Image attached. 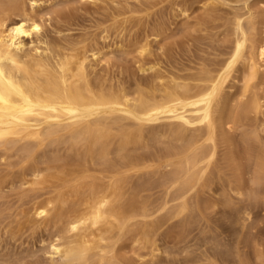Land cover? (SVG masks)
<instances>
[{
    "label": "bare ground",
    "instance_id": "6f19581e",
    "mask_svg": "<svg viewBox=\"0 0 264 264\" xmlns=\"http://www.w3.org/2000/svg\"><path fill=\"white\" fill-rule=\"evenodd\" d=\"M54 1L0 0V264H219V262L217 263V257L223 260L225 257L222 253H218V250H222L220 248H223L225 242L219 248L217 246L220 244L215 241L213 245L218 250L213 254L209 252L208 248L210 247L207 246L198 255L193 252L201 248L202 245L199 247L201 243L199 245L196 243V247L198 246L199 248L194 246L196 250H193L191 253L196 256H190L189 254V257L187 256L188 258L185 260H183V257H180L181 252H179L180 255L175 259L178 253L174 252V260L172 261L173 256H171V253L173 249H170L171 246H169L170 250H167L166 247L167 252L171 251L170 255L167 254V256V252L165 253L164 251L163 253H165L167 258H170V256L172 258L166 262H163V259L162 261L158 260L160 258L157 259V254H159L157 252H161L160 243L158 242L160 237L164 238L165 235H163L165 231L161 233V230L164 228L163 226L168 221L172 222L171 220L175 218L180 220L178 223L185 227L183 229L187 227L192 228L193 225L196 227L195 224H199L201 231H204L208 226L213 225L210 223L212 220L208 217V213L212 210H208L209 208H207L209 202L206 199V195H209L211 198H216L212 196L217 195L218 200L220 198V201L225 203V206H228L227 208L222 204L223 210L225 208L229 210V205L235 206L236 203H239L237 200V202L234 200L236 196L243 199L242 196L245 195L240 188L242 186L236 184L240 186L237 189L233 186L235 178L234 176L231 178L230 175H233L234 171L231 172L232 174L229 171L228 175L230 174V177L226 178V165L231 164L233 157L222 146L226 142L232 141L233 133H231V136L229 130L234 128L230 124L233 122V126L235 127L234 122L237 124L243 118L247 119L249 114L252 115V113L255 115L254 120L256 119V122L252 121L255 125L251 124V121L248 119L247 123L249 122V124L246 125H249V128L254 126L250 129L249 134L255 138L256 141L254 143L257 142L255 143L257 146L259 142L262 145L264 144L263 141L261 142L260 137L264 136L262 135L264 131V94L258 92V85L262 82L264 83V16H261L263 21L259 20L260 13L257 14L258 10H254L255 7L252 5L253 0H208L212 9H215L219 5H226L232 11H230L231 16L229 18L225 16L226 19L228 18L227 22L223 21L226 22V29L222 30L221 28L223 32L228 30L229 35L227 33L226 35L223 34L220 30L223 36H230H227L230 40L228 41L230 45L226 41L225 36L223 41L222 39H218L219 36L215 37L218 39V42L219 40L225 42L226 48H224L223 44L220 45L221 47L218 46V49L215 46V42L214 47L220 51L214 54V59H207L209 55L205 56L206 58L204 57V59L203 55V60H210V62L206 61V63L204 61L205 63H201L200 66L197 65L198 67L196 68H192L193 66L191 65L189 71L186 68L187 70L184 73L180 72L181 67H178L176 63L174 65V60H170V62L172 61L173 68L175 70L176 68L181 69L167 72V69L164 70V67H161L164 64L160 65L158 57H156L158 59L156 61L147 58L145 52L148 53L149 57H152V55H149V52L151 53L150 48L153 47L151 46L153 43L151 44L150 42L155 37L153 36L154 38L151 41L148 39L150 35H145L146 40L143 38L142 34H148L151 28H153V26L151 28L148 26L146 29L144 21L143 27L145 29L141 27L139 30L142 31V28L145 30L144 32H140L145 42L139 44L141 45L139 48H141V52H144V57L146 56L145 58L148 61L146 62L142 59V63L140 61L138 69L143 76L146 74L150 75V72L153 71L151 76H154V78L149 75L147 76L150 80L153 78V81L151 80L152 82L149 83V88L141 85V81L143 80L141 78V81L138 80L140 84L135 82L140 86L137 87L135 84L137 88L131 90L121 81L122 78L119 80L111 78V76H119L114 71L110 72L115 75L110 74L111 76L109 77V73L106 74L107 76H98L95 70L97 63L95 64L94 62L99 63L108 58L106 54L109 55V53L106 50L109 46L105 40L109 38V33L113 34L111 32L112 30L114 31L113 27L126 22L129 18L132 19V15L128 16L126 14L138 12L140 9L142 10V7H132L128 3L129 0L125 4H122L123 1L121 0H78L83 3V6L85 2L94 6L105 5L108 7L106 9L109 12L104 11L110 14L112 23L107 25V21H104L106 25H102L103 27L99 23L102 27L100 30L102 35L100 37L103 38L106 44L101 41L107 46V48H102L95 47L98 40L93 41L94 46L91 45L93 44L90 43L93 40L92 38L97 37L98 34L91 35L93 37L87 36L89 30L88 32L83 31L87 32L85 36L77 32L78 36L76 38H74L76 33L71 38L68 37L70 32H67L68 35L66 34L68 38L62 35H58V38H52V36L60 33L58 32L60 23L57 33L55 29L56 34L54 33L50 37L49 34L54 31L48 34L47 19L49 21L50 19H54L50 15L53 14V10H57L59 14L64 12L61 11L63 10L61 9L62 7L60 8L61 10H58L60 6H55L56 9L55 7H51L55 5ZM73 1L78 2L77 0ZM145 1L152 5L151 3L154 4L155 0ZM178 1L180 0L175 2L178 7L177 10L180 12L178 14L177 11L176 14L181 15L180 13H182V15H185L189 9L184 8L183 3H181L183 7L179 5ZM47 3H53V5H48ZM141 3L143 5V2H140L139 5ZM174 3L170 2L172 5ZM186 3L185 7L189 6ZM203 3H205V0H203ZM170 4L168 3L170 9L168 6L163 8H168L170 11ZM45 5H47V8H45ZM154 5H152V8ZM48 6L51 8H48ZM94 6H90V8ZM102 6H99L100 11L104 8ZM76 8L78 9L79 6ZM205 8L207 9L208 6ZM145 9H147V6ZM148 10L150 13L151 10ZM173 10L172 8L171 12ZM205 11L203 12L205 13ZM213 11L212 14L215 13ZM94 12L98 14L99 9L95 8ZM42 13L47 15H45L47 19L44 17L46 21ZM62 13L61 15L65 12ZM99 13L101 18L102 12ZM224 13L223 15L226 14ZM160 15L154 18L157 20L158 18L163 19L164 17L160 18L162 17ZM208 15L205 16V19L204 16L200 17L206 20L208 19ZM65 16H67V13ZM150 16L152 17V13ZM56 17L58 18V15ZM92 17L94 16L92 15ZM73 18H71L72 21ZM103 18L102 20H104ZM96 19H94V22L97 21ZM199 19L197 18V20ZM202 19H200V22ZM215 19H218V17ZM54 20L51 23L52 25H55ZM133 20L132 23L136 25V22ZM168 20L170 21V18ZM222 20L217 22L222 25ZM130 21L129 24L131 25ZM163 21L164 19L160 22ZM210 21H212L210 23L212 26L209 28L210 25L208 26L207 23V28L205 27L206 31L215 26L214 19ZM68 22L71 24L70 20ZM218 23H216L217 28L213 32L220 26ZM64 24L68 27L67 20ZM102 24L104 23L102 22ZM167 24L170 25L169 22ZM192 24H190L191 26L187 24V26L192 27ZM196 24L200 26L198 21H196ZM94 25L98 24L94 23ZM204 25H202V28ZM111 26H113L112 29ZM84 27L87 26L83 25V30H85ZM126 28L130 29L132 25L130 28L128 26ZM96 29L98 28L96 27ZM115 29L117 31L119 27L118 29L115 27ZM137 29L136 31H138ZM162 29L164 30L165 28ZM197 29L200 30V28ZM259 29H262V38H258V34H260ZM95 30L93 33L96 32ZM132 30L134 29L132 28ZM148 30L149 32H146ZM201 30L204 31L205 29ZM154 31L155 36L158 35V32L160 33V30H156V32L158 31L157 33ZM210 31H207L208 34ZM217 33L214 35L217 36ZM79 35L81 38L78 39ZM197 35L200 36L199 32ZM205 35L207 36L206 33ZM118 36L114 37L118 40L123 39L122 36H119L120 39ZM211 36V34L210 36L208 35V37ZM89 38L92 40H89ZM157 38L155 41H157ZM117 39L114 41L116 42ZM122 39L121 43H123ZM136 40L138 41V39ZM136 40L135 43L137 42ZM204 40V43H207L206 46H208V43L211 46L210 42L207 41L210 39ZM184 41L182 42L184 43ZM200 41L202 42L199 39ZM201 42L198 45H201ZM99 43L98 41L97 45ZM117 43L115 44L117 45ZM138 43H140V40ZM156 43L159 44L160 42ZM189 43L191 45L186 44L187 46L184 47L188 48V46H192V41H189ZM196 43H198V39ZM104 44L102 46H105ZM159 45L162 47L159 49L162 50L166 47L162 44ZM172 45L176 49L175 46L177 45L174 43ZM100 48H105L106 50L104 49V51L106 53L101 51L102 49ZM197 48H193L194 51ZM174 49L169 50V52L171 53ZM190 49L189 53L193 50ZM153 50L155 51V48ZM201 51H204L203 54H206L205 50ZM119 52L121 53V50ZM155 53H158L157 50ZM193 53L190 54L193 56L195 55ZM195 53L199 54L198 52ZM104 55H106V59L102 57ZM139 55L141 54L139 53ZM181 55L178 56L181 57ZM198 56L201 58L200 54ZM134 60H136L135 57ZM103 61L98 68L102 69L101 64H105V62L103 64ZM111 61L108 60L107 62ZM184 61L182 60L180 63L183 64ZM190 61L192 62L191 58ZM136 62L138 64V60ZM163 62L165 61L161 63ZM111 63H108L110 64L109 66H113V62ZM105 65V68H103L107 69L108 65ZM167 68L169 70V67ZM120 71L123 72L122 70ZM100 73L103 74L104 72ZM141 74L135 77H141ZM240 80L243 81V86L241 93H239V99H237V97L235 98L237 95L232 89ZM128 82L131 84L130 80ZM145 83H148V81ZM234 100L237 101L233 102ZM244 120L241 121L242 123L240 122L242 126L244 125L243 130L246 129L245 127H248L245 126ZM236 127H238V124ZM244 136L246 135L244 134ZM245 138L243 141H245ZM233 144L232 147H234ZM250 144L247 143L248 146ZM256 145L254 146L256 147ZM251 147L250 145L249 148ZM260 147L255 150V157L253 156L252 158L250 156L251 159L248 157L250 160L248 159L249 161L247 162L253 161L247 164L248 168H251L249 165L254 164L252 172L250 169L248 171V173H252V178L247 176L250 175L247 173V169H243L244 172L241 171V173H247L246 177L248 179H252L254 184L252 186L254 188L256 185L259 186L260 183L264 184V149ZM253 148L252 151L255 149ZM248 150L251 151V149ZM234 164H238L237 161ZM243 164L242 168L244 167ZM236 166L240 167L239 165ZM234 167L232 166V168ZM235 171L237 170L235 169ZM246 177L243 176L241 180ZM230 178L234 179V181H230ZM238 180L240 181V179ZM244 180L246 181L247 179ZM219 183L222 189H218L222 191L218 194V189L216 190L218 186L215 185H220ZM247 183L248 180L245 184ZM247 185L243 189L249 188ZM252 186L251 189H253ZM246 190L248 191L249 189ZM251 191L252 195L250 196L254 197L252 200L255 199V203L260 200L259 198L264 201L263 188L259 191H256V188ZM232 192H235L236 196H233ZM240 199H238L240 202L243 201ZM218 200H213L214 204L222 206L218 204ZM262 203L264 204V202ZM237 207L240 208V204L235 208ZM206 208L209 211L207 214L205 212ZM210 208L212 209V206ZM238 213L237 221L235 222L239 223L240 227L238 226L239 230L235 229L240 232L241 228L242 233L240 234H243L245 229L249 225L252 226L253 224L251 225V223H254L251 222L254 215L253 208L246 205L240 208ZM226 218H228L227 214ZM261 220L263 221V219ZM13 226L15 228L18 226L20 231L23 229L29 231L32 239L39 237V246L36 244L38 240L32 241L30 239L31 243L29 244L30 240L26 239L28 236L24 233L26 236L25 240L28 241L26 242L28 243L26 245L27 248L12 252L13 248L11 251L8 241L16 233L15 229H12L14 228ZM233 226L236 227L235 225ZM164 229H167V227ZM196 230L198 231V229ZM181 231L184 232L185 230ZM197 231L195 232L197 233ZM247 231L249 230L247 229ZM186 232L188 233V230ZM233 233H230V235L233 237L238 236L237 234L234 236ZM36 234L40 236L37 237ZM24 235L22 234L21 236ZM230 235L228 234L226 238L228 240L226 243L227 245L229 244V248L228 246L226 247L227 249L225 248L227 250L226 253L233 255L234 259L235 256L238 258V261L231 263L248 264L249 262L247 263L245 259L248 257V252L244 253L245 258L241 254L245 246L240 249L237 245L235 249H232L231 246L235 243L232 240L233 243L229 241L228 236ZM17 236L20 237L18 234ZM11 239L13 240V237ZM162 239L160 240L163 241ZM126 240H130L129 242L137 248V257H128H134L133 253L135 255V252H132V255L128 253L132 250V247L130 249V247L125 246L127 251L125 253L128 256L122 251L125 245L123 243ZM206 240L204 239V241ZM19 241L22 240L19 239ZM19 241L15 243V246L16 244L18 246V243L21 244ZM22 242H24V239ZM10 243L12 242L10 241ZM183 243L186 244L184 241ZM35 244L36 247L34 246ZM239 245L242 244L240 243ZM11 246H13V243ZM20 247L22 246L20 245ZM194 247L192 246L191 249ZM232 247L234 248V246ZM179 248L182 249V245ZM188 249L186 248L185 252ZM263 252L262 250L258 255L261 259L260 264H264ZM165 255L162 256L165 257Z\"/></svg>",
    "mask_w": 264,
    "mask_h": 264
},
{
    "label": "rangeland",
    "instance_id": "374dc122",
    "mask_svg": "<svg viewBox=\"0 0 264 264\" xmlns=\"http://www.w3.org/2000/svg\"><path fill=\"white\" fill-rule=\"evenodd\" d=\"M78 1V0H77ZM121 1H123L122 2V4H125V3H127L128 1L127 0H121ZM158 1V2H157ZM159 1H161V3H163V4H161V3H159ZM168 1V2H167ZM177 2V0H166V1H164V0H155L154 1V4L156 5H154L153 3H151L152 5H154L153 6V8H152V5H150V3H148V2H146L145 0H129V2L128 3H130L131 5H132V7L134 6V7H142V10L140 9V11H138V12H133V13H129V14H126V15H132V19L131 18H129L128 20L130 21V23H132V20L133 21H135L136 22V25L135 24H131L132 25V28L134 29V30H132V28H130V24H129V21L127 20L126 22H122V23H120L119 25L117 24V26H114L113 24V26H111V29H112V27H113V29H114V31L112 30L111 32L113 33L112 35L109 33V38L108 39H106L105 41L107 42V45L109 46V48H107V46L105 45L106 44V42L103 40V38L102 37H100L101 35H102V33L100 32V30L102 29V27L103 26H105L106 25V23H108L107 25H109V23H112V18H111V16H109L110 14H107V13H105V11H108V9H106V8H108L107 6H105V5H99V6H102V7H104V8H102L101 9V11H100V8H99V6H97V5H92V4H88V3H85L84 2V6L82 5L83 3H81V1H78V2H74L73 0H55L53 3L55 4L54 6H51V7H59L58 8V10H61V9H63V10H61V11H64L63 13L66 15V13H67V16H65L61 11V13L63 14V15H61V13L59 14L58 12H57V10H53V14H54V12H55V16L53 15V14H50L51 16H53V18L55 19H53L55 22H54V24L55 25H52L51 23H52V19H50V21L47 19V15L46 14H44V13H42L43 14V18L45 17L46 19H47V27L49 28V31H48V34L51 32V31H54L53 33H51V34H49L50 35V37H51V35H53L54 33H55V29H56V33H57V29H58V26H59V23H60V30L58 29V32H60L59 34H56V35H54V36H52V38H58V35L60 36V35H62L63 37H67V32L69 33V36L68 37H70L71 38V36H73V34H75L74 36V38H76L77 36H78V33L81 35L82 34V36H85L86 35V33L88 32V30H89V34L87 33V36L88 35H97V37H96V39H95V37H93V36H91V37H93L92 39H90L89 38V40H92L90 43H93V44H91V45H93L94 46V40H98L100 43H99V45H97L98 44V41L96 42V44H95V47L96 46H98V47H105V48H107V53H109V55L108 54H106L107 55V59L108 60H112L111 62H113V66H109L110 64H108V63H111V62H107L108 60L105 58V56L106 55H104V56H102L103 58H105L106 60L105 61H103V64H104V62H105V64H107L108 65V68L107 69H104L105 67H104V65H102L101 64V68L102 69H100V68H98V67H100V63H102V61L101 62H94L95 64V70H96V74L98 75V76H107L106 74H108V77L109 76H111V75H115L116 73H118L119 74V76L118 75H116V77L115 76H111V78L113 77V78H115L116 80H119L120 78H122L121 79V81L122 82H124L125 83V85H127V87L128 88H130L131 90L132 89H136L138 86H140L139 84H140V82L139 81H141L142 79V83H141V85H143V86H146L147 88H149L148 86H149V83H151L153 80V78H154V76H151V73L153 74V71L152 72H150V70H149V72H150V75L149 74H146V75H144L145 77H146V79L144 80V76H143V74H141V72H140V70L138 69V67H139V63H140V61L143 59V60H145L146 62L148 61V59H146L145 57L147 56V58H149V60H158L156 57H158L159 58V60H158V62L160 63V65H163V66H161L164 70H166L167 72H170V71H176L178 68H176V70H175V68H173V64H172V61L170 62V60H174L173 62H174V65H178V67H181L180 69L181 70H183V71H181L180 69H178V70H180V72H186V70L188 69V71H189V69H190V67H191V65L193 66L192 68H196V67H198L197 65H199L200 66V64L201 63H203L204 61L206 62L207 60H203V58L205 57V56H207V55H209L208 57H207V59H214V54L215 53H218V51H220V50H218L219 49V47H221L220 45H223L225 42H222L223 40H224V36L226 35V33L228 34V30L227 31H225V32H223L222 30L224 29H226L225 27H226V25H225V23L227 22V19L231 16V9L230 8H228L226 5H219V6H217L215 9H212L211 8V6L209 5V3H208V0H205V3H203V0H180V1H178L179 2V5H181L182 6V4L181 3H183L184 5V8H187V10H188V12L185 14V15H182V13H180L181 15H178L179 14V12L180 11H178L177 9H178V7L176 6V2ZM183 1V2H182ZM134 2H135V4H134ZM140 2H143V5H142V3L139 5V3ZM170 2L173 4L174 2V5H172V4H170ZM186 2H188V3H186ZM53 3L52 4H48V5H53ZM137 3V4H136ZM159 3V4H158ZM168 3L170 4V6H171V10H172V8L174 9L173 10V12H171V10L169 11V9H170V7L168 6ZM185 3L186 4H188L189 6H186L185 7ZM207 3V4H206ZM81 4V5H80ZM165 4H166V6H165ZM205 4V5H204ZM86 5V6H85ZM88 5H90V6H94V7H91L90 8V6L88 7ZM142 5V6H141ZM204 5V6H203ZM208 6V8L206 9L205 7H207ZM254 7H255V9L254 10H258L257 12V14H259L260 16V18H259V20H261V21H263L262 20V17L261 16H264V0H253V4H252ZM70 6H71V8H70ZM72 6H76V7H78L79 6V8H81L80 10H78L76 7H72ZM97 6V7H96ZM146 6H147V9H145L146 8ZM168 6V8H163V7H167ZM172 6H174V7H172ZM182 6V7H183ZM202 6H203V8H202ZM51 7H49L48 6V8H51ZM56 7H55V9H56ZM62 7V8H61ZM84 7V8H83ZM154 7H156L155 8V10H154ZM189 7V8H188ZM221 7H223V8H221ZM226 7L228 8V10H229V12H228V10H227V13H226ZM45 8H47V5H45ZM61 8V9H60ZM95 8L97 9H99V12H102L101 13V18H100V16H99V12H98V14H97V12H94L95 11ZM175 8H176V10H175ZM76 9V10H75ZM148 9H150L151 11H150V13H149V10ZM162 9H163V11H162ZM168 9V10H167ZM207 11H205V10ZM209 9H210V11H209ZM220 9H221V11L225 14V15H223V13L220 11ZM52 10H51V12H52ZM103 10V11H102ZM105 10V11H104ZM110 10V9H109ZM167 10V11H166ZM214 10V11H213ZM96 11H98V10H96ZM146 11H148V12H146ZM169 11V12H168ZM177 11H178V14H176L177 13ZM203 11H205V13H206V15H208V19H206V20H203L200 16H204L205 15V13L203 12ZM212 11L213 12H215V13H213L212 14ZM231 11V12H230ZM43 12V11H42ZM109 12V11H108ZM157 12H159L158 14H156ZM161 12V13H160ZM211 12V13H210ZM216 12H217V14H216ZM93 13V14H92ZM110 13H111V11H110ZM148 13V14H147ZM151 13H152V17L150 16L151 15ZM203 13V15H201ZM69 14V15H68ZM102 14H104V15H102ZM159 14H161L162 15V17H160V18H163L164 19V21L163 22H160V21H162L163 19H159L158 18V20L156 19V18H154V17H159ZM165 16H164V15ZM170 14V15H169ZM173 16H172V15ZM174 14H175V16L176 17H178V18H176L175 16H174ZM190 16H188V15ZM216 14V15H215ZM46 15V16H45ZM58 15V18L56 17ZM92 15L94 16V17H92ZM106 15V16H105ZM134 15V16H133ZM137 15V16H136ZM140 15V16H139ZM146 15V16H145ZM158 15V16H157ZM160 15V16H161ZM205 15V16H206ZM229 15V16H228ZM99 18H98V17ZM108 16V17H107ZM180 16V17H179ZM186 16H188L189 17V19H188V17L186 18ZM205 16H204V19H205ZM214 16H217L218 17V19H215V18H217V17H214ZM224 16V17H223ZM228 17L227 19H226V17ZM56 17V18H55ZM67 19H66V18ZM72 17H74L73 18V21H72V19L71 18ZM102 17H104L103 19L104 20H102ZM109 17H110V19H109ZM147 18V19H145V18ZM199 17H200V19H202L203 20V22H205L204 24H202L203 22H202V20H201V22H200V19H199ZM44 18V19H45ZM52 18V17H51ZM64 18H65V20H64ZM68 18H70V19H68ZM97 18V19H96ZM107 18H108V20H107ZM150 18H152V19H150ZM166 18V19H165ZM170 18V21L168 20ZM184 18V19H183ZM197 18L199 19V20H197ZM207 18V17H206ZM264 18V17H263ZM46 19H45V21H46ZM94 19H96L97 21H98V23H97V21L96 22H94ZM145 19V20H144ZM150 19V20H149ZM158 21V22H160V23H158L156 20ZM214 19V23H215V26H214V23H213V26L215 27H212V28H214V29H207V31H210V33L208 34V32L206 31V28H207V23H208V26H209V28L212 26L210 23H212V21H210V20H213ZM223 19V20H222ZM66 20H67V26L69 27H66V24H64V22L66 23ZM70 20V22H71V24L68 22ZM155 20V21H154ZM166 20V21H165ZM220 20H222L221 22H223V21H226V22H223L224 23V25H223V23H222V25H221V23H218L217 21H219L220 22ZM63 21V23H61ZM106 23H105V22ZM145 21V22H144ZM172 21H173V23H172ZM186 21H190V22H186ZM196 21H198V24H200V26H198L197 24H196ZM260 21V22H261ZM95 24H98V25H94V23ZM102 22L104 23V24H102ZM134 22V23H135ZM145 24H144V23ZM157 22V23H156ZM165 22V23H164ZM169 22V24L170 25H168L167 23ZM50 23V24H49ZM68 23H69V25H68ZM74 23V24H73ZM99 23H100V25L102 26H100L99 25ZM163 23V24H162ZM172 23V24H171ZM193 23V24H192ZM196 25H195V24ZM216 23H218L220 26L218 27V29L216 30V31H214L213 32V30H215L217 27H216ZM49 24V25H48ZM89 24V25H88ZM145 25V28L147 29V27L148 26H150V28L153 26V28H151V30H150V28H148L149 30H150V32H149V30L148 31H146V32H149L148 34H146V33H144V34H142V33H140V32H144L145 30H143V26ZM148 24V25H147ZM156 24V25H155ZM187 24H189V26H191L190 24H192V27H189V26H187ZM83 25H85V26H87V27H84L85 28V30H83L82 28H83ZM96 26L98 29H96V27L94 28V26ZM123 25V26H122ZM140 25V26H139ZM202 25H204L203 26V28H202ZM260 25V24H259ZM49 26H51V27H49ZM62 26V27H61ZM82 26V27H81ZM88 26H90V27H88ZM128 26V28H130L131 30H132V32H134V33H132L131 32V30L130 29H127L126 27ZM135 26H136V28H138L137 30L138 31H136V28H135ZM160 26V27H159ZM169 26V27H168ZM200 28V30H198L197 28ZM261 26V25H260ZM54 29H53V28ZM65 27V28H64ZM73 27V28H72ZM93 27V28H92ZM115 27H117V29H118V27H119V29L116 31V29H115ZM141 27H143L141 30L142 31H140L139 30V28H141ZM165 28L166 29V31H165V29L163 30L162 28ZM189 27V28H188ZM206 27V28H205ZM87 28V29H86ZM89 28V29H88ZM122 28H123V30H122ZM144 28V29H145ZM194 28V29H193ZM221 28H222V30H221ZM261 28H262V26H261ZM63 29V30H62ZM82 29V30H81ZM93 31H92V30ZM96 29V30H95ZM110 29V30H111ZM155 31H154V30ZM162 29V30H161ZM201 29H205L204 31H202ZM61 30H62V32H64V33H62L61 32ZM68 30V31H67ZM94 30L97 32H95V33H93L94 32ZM156 30H160V33L158 32V35L157 36H155L154 35V33H153V31L154 32H156ZM191 32H190V31ZM223 32V34H225L224 36L222 35V32ZM260 30V29H259ZM262 30V29H261ZM259 31V33L260 34H258L257 36H258V38L260 37V38H262L261 37V32L262 31ZM65 31H66V33H65ZM83 31H87L86 33L85 32H83ZM116 31V32H115ZM119 31H121V32H119ZM125 31V33H123ZM129 33H128V32ZM152 31V32H151ZM199 32V34H200V36H201V38H199L200 36H198L197 34H198V32ZM206 31V32H205ZM219 31V32H218ZM78 32V33H77ZM110 32V31H109ZM156 32V33H157ZM162 32V33H161ZM166 32V33H165ZM190 34H189V33ZM207 34V36L205 35V33ZM221 33V34H218V33ZM83 33H84V35H83ZM92 33V34H91ZM101 33V34H100ZM116 33H118L117 35H119V36H122L123 37V43H121L122 41H121V39L119 38V36H118V38L120 39V40H118L117 38H115L117 35H115ZM131 33H132V35H131ZM216 33H217V36H215L216 35ZM67 34V35H66ZM120 34H122V35H120ZM125 34V35H124ZM144 36L143 38L145 39V35H150V36H148V39L151 41V40H153V38H154V40L152 41V42H150L151 44L153 43V45H151V46H153V47H151L150 49H151V53L149 52V55L151 56L152 55V57H149L148 56V53H146L145 52V54H146V56L144 57V55L145 54H143L144 52H141V48H139V47H141V45H139V44H141V43H144L145 41H144V39L142 38V35ZM153 34V35H152ZM185 34V35H184ZM197 35V37H196V35ZM204 34V35H203ZM210 34L212 35L211 37H208V35L210 36ZM215 34V35H214ZM65 35V36H64ZM80 35H79V37H78V39L79 38H81L80 37ZM127 35V36H126ZM134 35V36H133ZM136 35V36H135ZM140 35H141V37H140ZM195 35V36H194ZM214 35V36H213ZM229 35V34H228ZM227 35V36H228ZM110 36H112V37H110ZM115 36V37H114ZM134 37V40H133V37ZM146 36V37H147ZM152 36V37H151ZM154 36V37H153ZM186 38H185V37ZM219 36V38L218 39H222V41L221 40H219V42H218V39H216L217 37ZM221 36V37H220ZM225 36V39H226V41L228 42V41H230L229 40V38L228 37H230V36ZM67 37V38H68ZM100 39H99V38ZM117 39L116 40V42L114 41L115 39ZM137 37V38H136ZM157 37H159V38H157ZM196 37V38H195ZM204 37H206V38H204ZM213 37H214V41L212 42V40H213ZM216 37V38H215ZM69 38V39H70ZM74 38H72V39H74ZM98 38V39H97ZM112 38H113V40H112ZM128 38V39H127ZM152 38V39H151ZM156 38H157V41H155L156 40ZM185 38V39H184ZM195 38V39H194ZM210 39V40H207V41H209L210 42V44H211V46H209V43H208V46H206L207 45V43H204V39ZM211 38H212V40H211ZM228 38V39H227ZM136 39H138V41L140 40V43H138V41L136 40ZM158 39H159V41H158ZM189 39H191V40H189ZM197 39H198V43H196L197 42ZM199 39L200 40H202V42H203V44H202V42H201V45H198L200 42H199ZM217 41H216V40ZM105 42V44L102 42ZM135 40L137 41L136 43H135ZM146 40V39H145ZM175 40H177L176 42H173V41H175ZM185 40V41H184ZM194 40V41H193ZM196 40V41H195ZM94 41V42H93ZM114 41V42H113ZM121 41V42H120ZM128 41V42H127ZM178 41H179V45H178ZM182 41H184V43L182 42ZM189 41H192V46H190L191 47V49H195V48H197V46H201L203 49H201L200 47H198L195 51H194V49L192 50V52H194L193 54H195V55H193V56H195L196 57V59H198V60H196V59H194L193 58V56L191 55L192 54V52L190 51V53H189V49H190V47L188 46V48L187 47H184V46H187L186 44H190L189 43ZM105 45V46H102L103 44ZM118 42V43H117ZM121 44H120V43ZM126 42H127V46H126ZM132 42H134V43H132ZM156 42H160L159 44H162V45H164V49L162 50V49H159V48H162L161 47V45H159V44H157ZM172 42V43H171ZM216 42V43H215ZM115 43H117V45L115 44ZM125 43V44H124ZM175 44V45H177V46H175L176 47V49H174V45H172L171 46V44ZM216 45H215V44ZM220 43V44H219ZM222 43V44H221ZM229 43V45H230V42H228ZM111 44H112V46H111ZM119 44V45H118ZM169 44H170V46H169ZM183 44V45H182ZM196 45V46H194V45ZM227 44V43H226ZM134 45H135V47H134ZM191 45V44H190ZM214 45L216 46V47H218V49L216 48V47H214ZM119 46H121V47H119ZM122 46H124L125 47V49H123L124 47H122ZM206 46V47H205ZM224 46V48H226V45L224 44L223 45ZM117 47V48H116ZM228 47V46H227ZM102 48H100V49H102ZM121 50V53L119 52L120 50ZM155 48V51L153 50V49ZM187 48V49H186ZM201 50H205V53L206 54H203L204 53V51H201ZM207 49V52H206V49ZM223 48V47H222ZM223 48V49H224ZM104 49H102L101 51H103L104 53H106V51H104ZM139 49V50H138ZM158 49H159V51H158ZM171 49H174V50H172V52L170 53L169 52V50H171ZM190 49V50H191ZM198 49H199V51H198ZM221 49V48H220ZM156 50H157V52L159 53H155L156 52ZM166 50V51H165ZM208 50H210V51H208ZM217 50V51H216ZM109 51V52H108ZM140 51V52H139ZM168 51V52H167ZM174 51H176L175 52V54H174ZM184 53H183V52ZM122 52H124V53H122ZM137 52V53H136ZM148 52V51H147ZM163 52V53H162ZM179 52H182V53H179ZM189 53V55H188V53ZM195 52H198L200 55H201V58H199V54H197V53H195ZM209 52H210V54H209ZM111 53V54H110ZM128 53V54H127ZM139 53L141 54V55H139ZM166 53V54H165ZM185 53L187 54L186 56H185ZM116 56H115V55ZM143 54V55H142ZM156 56H155V55ZM171 54H172V56H171ZM174 54V55H173ZM177 54V55H176ZM182 54V55H181ZM183 54H184V57H183ZM112 55V56H111ZM115 57H114V56ZM163 55H165V56H163ZM169 57H167V56ZM176 55V56H175ZM178 55H181V57L180 56H178ZM204 55V56H203ZM154 56V57H153ZM189 58H188V57ZM202 56H203V58H202ZM110 57V58H109ZM113 57V58H112ZM134 57H135V59L136 60H138V64H137V62H136V60H134ZM173 57V58H172ZM180 59H179V58ZM213 57V58H212ZM152 58V59H151ZM156 58V59H155ZM177 60H176V59ZM181 58H183V59H181ZM186 58V59H185ZM190 58H191V60H192V62L194 63L195 61H196V63H199V64H196V63H194V64H196V65H194L191 61H190ZM206 58V57H205ZM204 58V59H205ZM163 59V60H162ZM203 61H202V60ZM160 60H161V62L162 61H165V62H163V63H161L160 62ZM178 60H179V62H178ZM182 60H185L184 61V63L182 64V63H180ZM186 60H188V61H186ZM210 60L209 61H207V62H210ZM178 63H177V62ZM107 62V63H106ZM188 62H191V63H188ZM204 62V63H205ZM206 62V63H207ZM141 63H142V61H141ZM176 63V64H175ZM186 63V64H185ZM137 64V65H136ZM166 64V65H165ZM171 64H172V67H171ZM183 66H182V65ZM107 65H105V66H107ZM111 65H112V63H111ZM186 65V66H185ZM97 66V67H96ZM137 66V67H136ZM169 67V70H168V68L167 67ZM185 66V67H184ZM104 67V68H103ZM109 67H110V69H109ZM175 67H177V66H175ZM170 68H172V69H170ZM187 68V69H186ZM104 69V70H103ZM137 69V70H136ZM162 69V70H163ZM103 70V71H102ZM120 70H122L123 72H121ZM138 70H139V72H138ZM110 71H114L115 72V74L114 73H112V72H110ZM100 72H104L103 74H101ZM148 72V73H149ZM137 73H139V74H141L142 76L140 77V76H138V77H135V76H137V75H139V74H137ZM144 73H146V71H144ZM100 74V75H99ZM105 74V75H104ZM111 74V75H110ZM155 74V73H154ZM151 76V77H153V78H151V80L149 79V77L147 78V76ZM117 76H118V78H117ZM125 76V77H124ZM144 77V78H143ZM135 78H137L136 80H135ZM142 78V79H141ZM114 79V80H115ZM124 79H126L127 80V82H126V80L124 81ZM128 80H130L131 81V84L128 82ZM139 80V81H138ZM148 81V83H145V82H147ZM138 82L139 84L137 85L136 83ZM131 86H130V85ZM137 85V87H136V85ZM133 85H135V86H133ZM242 86H243V81H241L240 80V82H237V84H236V86H234L233 87V89H232V91L234 92V93H236V95L237 96H235V98L237 97V99H239L238 97H239V93H241V88H242ZM132 87V88H131ZM135 87V88H134ZM142 87V86H141ZM146 87H144V88H146ZM258 92L260 93V94H264V83L262 82V83H260L259 85H258ZM235 95V94H234ZM237 101V100H236ZM235 100L233 101V102H236ZM234 104H236V103H234ZM255 115H254V113H252V115L251 114H249V116L248 117H250V118H248L247 117V119L246 118H243V119H245L244 120V124H245V126H248V127H245L246 129H244L243 130V128H244V125L242 126V120L241 121H239L237 124H238V127H236L237 126V124H236V122H234V124H235V127L233 126V122L230 124L234 129H230L229 130V133L231 134V133H233V136H232V134H231V136H232V141H228V142H226L225 144H227V145H223L222 147H223V149L227 152V153H229V154H231L232 155V162H231V164H227L226 165V172H227V175H226V178L227 177H230L231 176V178H233V176H234V178H235V181H234V179H231L230 178V181H234V188H236L237 189V187H240V186H242V187H240L241 189H242V192H243V194L245 193V195H243L242 196V198L243 199H240L239 197H237L236 196V194H235V192L233 193V196L235 195L236 196V198L234 199L235 201L237 200L239 203L238 204H240V208H242L243 206H246V205H248V206H251L252 208H253V221H251V222H254V223H251V225L252 226H250L249 225V227L247 228L249 231H247V229H245V231L243 232V234H240V233H242L241 232V228H240V232L238 231L239 230V228H238V226H239V223H237V222H235V221H237V214H239L238 213V210L240 209L239 207H237V208H235L236 206H238V204L236 203V205L234 206H230L229 205V210L227 209L228 208V206H225L226 204L225 203H223L222 201H220L221 199L219 198V200H218V196L217 195H214V196H212V197H216V198H211V197H209V195H206V199L208 200V202H209V204H208V206H207V208H209L208 210H212V211H208L207 210V208H206V210H205V212H206V214L208 213V217L210 218V220H212V221H210V223L211 224H213V225H210V227L208 226L207 228H206V230H204V231H201V226L199 225V224H195L196 225V227H194V225L192 226V228L191 227H187L186 229H183V228H185V227H183V225L182 224H180V223H178L180 220H178V219H172L171 221L172 222H170V221H168L163 227L164 228H166L167 227V229H162L161 230V233H163L164 231V233H163V235H164V238L163 237H160V239H162L163 241H161L160 239H159V242L158 243H160V247H161V252L159 251V252H157V253H159V254H157V259L158 258H160V259H158V260H161L162 261V259H163V262H166V261H169V259H172L171 258V256H173V259H172V261L174 260V254L177 252L178 254H176L177 256H175L176 258L175 259H177V257L181 254V256L180 257H183V260H185L186 258H188L189 257V254H190V256L192 255L191 253H192V251L193 250H196L195 249V247H196V243H198V245L200 244V246L199 247H201V245H202V247L201 248H199L198 246V250H196L195 252H193L194 254H196L197 253V255L201 252V250L202 249H204L205 247H207V246H209L210 248H208V250H209V252L210 253H214L215 251L217 252V250H218V248H215V246L213 245V243L216 241V242H218L220 245H218L217 247H219L220 248V246H222L221 244H223L224 242L226 243V241L228 242V240H226V238H227V235L229 234L230 235V233H232V232H234L233 234H234V236H235V234H237L238 236H235V237H233L232 235H230V236H228L229 238V241L230 242H234L235 244H233L232 246H234V248L231 246V244L233 243H231L230 244V246H231V248L232 249H235V246H239L240 247V249H242V247L243 246H245V247H243V251H242V255H243V257L245 258V255H244V253L246 252H248L247 253V255H248V257L247 258H245L246 259V261H247V263L249 262V263H251V264H260L261 263V259L259 258V253H261L262 252V250L264 251V204L262 203V202H264L261 198H259L260 200H258L257 201V203H255L256 201H255V199H253L252 200V198H254V197H251L250 195H252V191L250 192V190H255V188H256V191H259L260 189L262 190V188H263V190H264V184H261L260 183V185L258 186V185H256L255 186V188H254V186H252V185H254L253 184V181H252V177H251V175H252V173L250 174V173H248V171H249V169H250V171L252 172V166L254 165H249L251 168H248V166H247V164H250V163H252L253 161H251V162H247V161H249L250 159H251V157L253 158V156L255 157V153H256V149H258L260 146H262V147H260V148H263L264 149V144L262 145L260 142L258 143L259 145L257 146L255 143H257V142H255L254 143V141H256L255 140V138H253V136L252 135H250L249 134V131H250V129L252 128V127H254V126H252V127H250L249 128V125H246V124H249V122L247 123V121H251V124L253 123L254 125H255V123L254 122H256L255 120H254V117ZM253 117V118H252ZM253 120H252V119ZM249 119V120H248ZM252 121H254V122H252ZM241 122V123H240ZM240 124V125H239ZM251 124H250V126H251ZM236 128H238L237 130H236ZM240 128H241V130H242V132H241V130H240ZM248 129V130H247ZM233 130V131H232ZM247 130V132L245 133V131ZM262 132V131H261ZM261 132H260V134H261ZM242 133V134H241ZM240 134H241V136H240ZM244 134L246 135V136H244ZM262 135H264V131H263V134ZM240 137H242L241 139H240ZM246 137V138H245ZM261 137V142L263 141V143H264V136H260ZM235 138H236V141H235ZM245 138V141H243V139ZM248 139V140H247ZM250 139H252L253 140V143H252V140H251V142H250ZM263 139V140H262ZM249 141V142H248ZM251 143L250 145L252 146L251 148H249L250 147V145L248 146L247 145V143ZM233 144V146L234 147H232V144ZM252 144H254V145H256V147L254 146V145H252ZM248 146V147H247ZM253 146H254V148H253ZM252 148L254 149V151H252ZM232 149V150H231ZM248 149H251V151L250 150H248ZM233 150H235V151H233ZM246 150V151H245ZM235 152V153H234ZM247 152V153H246ZM250 152V153H249ZM251 152H253V153H251ZM249 153V154H248ZM234 154V155H233ZM236 154V155H235ZM247 154H248V156H247ZM246 155V156H245ZM251 156V157H250ZM248 157H250V159L248 158ZM240 158L241 159V161H242V163H241V161H240V159H239V161H238V159ZM249 159V160H248ZM252 160H255V159H252ZM236 161H237V163L238 164H236V165H239L240 167H238V166H236L234 163H236ZM241 164H240V163ZM244 163V164H243ZM242 164H243V166L245 167H243L242 168ZM232 166L234 167V168H232ZM229 167V168H228ZM241 168V169H240ZM232 169V170H231ZM235 169L238 171V173H237V171H235ZM243 169H247L246 171H247V173L248 174H250V175H247V173L245 174V173H241V171H243L244 172V170ZM230 171V172H229ZM232 171H234L233 172V175H228V172L229 173H231ZM232 174V173H231ZM242 174V175H241ZM243 174H245V175H243ZM246 175L247 176H249V177H251V178H247L246 177ZM240 176V177H239ZM242 176V177H241ZM243 176L244 177H246V178H244V179H247L248 180V185L247 184H245L246 182H247V180L245 181L244 179H242V180H244V181H242L241 180V178H243ZM237 177H239V178H237ZM237 178V179H236ZM229 179V178H228ZM238 179H240V181L238 180ZM237 180H238V182H237ZM251 180V182H249ZM228 183V182H227ZM240 183V184H239ZM242 183V184H241ZM250 183H252V184H250ZM220 184V183H219ZM233 184V183H232ZM240 185V186H237V185ZM255 184H257V183H255ZM244 185V186H243ZM246 185L247 186H249V188L247 187L246 189H249L248 191L246 190V189H243V188H245L246 187ZM262 185H263V187H262ZM215 186H218V187H216V190L218 189V188H221L222 189V186H221V184L220 185H215ZM220 186V187H219ZM236 186V187H235ZM251 186H252V188L253 189H251ZM262 188H261V187ZM235 189V190H236ZM245 190H246V192H245ZM218 192V194H219V192H221L222 190H220L219 191V189L217 190ZM249 192V193H248ZM251 193V194H250ZM248 196V197H247ZM250 196V197H249ZM245 197H247V198H245ZM240 199V200H243V201H239L238 199ZM250 198V199H249ZM218 200V204H220V205H224L225 207H227V208H225V209H227V210H223V205L222 206H218V205H216V204H214V201L213 200ZM212 200V201H211ZM250 200V201H249ZM262 200V201H261ZM236 201V202H237ZM244 202V203H243ZM245 202H246V204H245ZM251 202V203H250ZM211 203V204H210ZM212 206V209L210 208L211 206ZM213 205H216V206H213ZM217 206H218V208L219 207H221V208H219V210H218V208H217ZM214 207H215V209H214ZM255 208H257V209H255ZM233 209V210H232ZM214 210H215V212H214ZM223 211V212H222ZM226 211H228L226 214H227V216H228V218H226V214H225V212ZM222 212V213H221ZM230 216V217H229ZM235 217V218H234ZM212 218V219H211ZM235 220H234V219ZM230 219H232V221H230ZM261 219H263V221L261 220ZM256 220V221H255ZM258 220V221H257ZM172 223V224H171ZM216 223H218V224H216ZM221 223H223L222 225H221ZM172 225H173V227H172ZM233 225H235L236 227H234ZM166 226V227H165ZM214 226V227H213ZM216 226V227H215ZM217 226H219V227H217ZM14 227V226H13ZM198 227V228H197ZM232 229H231V228ZM240 227V226H239ZM198 229V231L196 230V229ZM212 228H215V229H212ZM219 230H218V229ZM235 228H237L238 230H236ZM12 229H15L14 231L16 232L15 233V235L14 236H12L13 237V240L10 238V240L8 241V243L10 244H8V246L9 247H11L10 248V250L12 251V248H13V251L12 252H15V250L16 251H19V250H21V249H26L27 248V246L26 245H28V243L30 244L31 243V240L30 239H32V237H30L31 235H30V232L29 231H26V230H22V231H20V229L18 228V226L15 228H12ZM191 229V230H190ZM221 229V230H220ZM17 230V231H16ZM181 230H185L184 232H182ZM188 230V233L186 232ZM18 231H19V233H18ZM23 231H26V232H23ZM195 231H197V233H196V235H195V233L194 232ZM201 231V232H200ZM217 231H219V232H217ZM221 231V232H220ZM225 231H228V232H225ZM236 231V232H235ZM250 231H251V233H250ZM23 232V233H22ZM206 233L205 235H204V233ZM230 232V233H229ZM247 232V233H246ZM24 235V233L25 234H27V238H26V236L24 235V236H21L22 234ZM180 233H181V235H180ZM199 233H201V234H199ZM215 233V234H214ZM221 233V234H220ZM225 233V234H224ZM228 233V234H227ZM246 233V234H245ZM17 234L20 236V237H18L17 236ZM29 234V235H28ZM182 234H183V237H182ZM199 234V235H198ZM215 236H214V235ZM245 234V235H244ZM37 235V234H36ZM180 235V236H179ZM202 235V236H201ZM212 235H213V238H212ZM218 235H220V236H218ZM249 235V236H248ZM38 236H40V235H37V237ZM225 236V238H223ZM251 236V237H250ZM15 237H17V239H15L14 240V238ZM180 239H182L183 240V238H185L183 241L186 243V244H184L183 243V241L182 240H180ZM187 237H188V239H187ZM215 237V238H214ZM25 238L27 239V240H30V242H28V241H26L25 240ZM36 238V237H35ZM216 238H217V240H216ZM218 238H219V240H218ZM231 238V239H230ZM246 238H247V240H246ZM248 238H249V240H250V242H249V240H248ZM8 239V238H7ZM19 239H21L22 241H23V239H24V242H22V241H19ZM39 239V237L37 238V239H32V241L34 240H38ZM187 239V240H186ZM204 239L206 240V241H204ZM215 239V240H214ZM238 239V240H237ZM254 239V240H253ZM196 240V241H195ZM232 240V241H231ZM241 240H242V242H241ZM10 241L13 243V246H11L12 245V243H10ZM17 241H19V242H21V244L20 243H18L19 245V247L17 246V244H16V246H15V243H17ZM130 240H126L125 242H129ZM161 241V242H160ZM221 241H223V242H221ZM237 241H239V242H237ZM245 241V242H244ZM26 242H28V243H26ZM123 243V245H124V247H123V249H122V251H124V253L125 252H127L126 251V247H130V249H131V247H132V250L131 251H129V249L127 248V250L129 251L128 253H130L129 255H132V252H135V255H134V253H133V256L134 257H132V256H128V254H126L125 253V255L126 256H128V257H131V258H135V256L137 257V255H136V251H137V248L136 247H134L133 245H132V243L131 242H129L128 244L127 243ZM182 242V244H180ZM193 242V243H192ZM206 242H207V244H206ZM229 242V243H230ZM249 242V243H248ZM259 242V243H258ZM25 245H24V244ZM34 243V242H33ZM33 243H32V245H33ZM195 243V244H194ZM224 243V245H223V248L221 247L220 249H222V250H220V251H222V252H220L219 250H218V253H222L223 255H224V257H225V259L223 260L222 258L220 259V257H217V263L219 262V264H233V263H231V262H233V261H238V258L235 256V259H234V257H233V255H229V253H226V251L227 250H225V248L229 245H227V243L225 244ZM238 243V244H237ZM242 244V245H239V244ZM244 243V244H243ZM246 243H248V244H246ZM257 243H258V246H257ZM36 244H37V246H39V240L38 241H36ZM36 244L34 245L35 247H36ZM127 244V245H126ZM193 244V245H192ZM20 245L22 246V247H20ZM129 245V246H128ZM180 245V246H179ZM181 245H182V249L181 248H179V247H181ZM190 247V249H188V247ZM261 245V246H260ZM126 246V247H125ZM169 246H171V248L169 247ZM172 246H173V248H172ZM192 246L194 247L193 249H191L192 248ZM256 247V248H254V247ZM34 247V248H35ZM135 249H134V248ZM166 247H167V250L170 248V249H173V252L171 253V256H170V258H167V254H169L170 255V252L168 251L167 252V250H166ZM175 247V248H174ZM196 247V248H197ZM188 249V250H186V252L188 251V253H186L185 252V249ZM228 248H229V246H228ZM169 249V250H170ZM175 249V250H174ZM227 249V248H226ZM133 250H135V251H133ZM178 250H181V251H178ZM191 250V251H190ZM225 250V251H224ZM142 251H143V249H142ZM163 251L166 253V255H165V253H163ZM175 252V253H174ZM179 252H181L180 254H179ZM227 254V256H226V254ZM240 252H241V250H240ZM162 253V254H161ZM245 253V254H246ZM173 254V255H172ZM192 255V256H196V255ZM254 254V255H253ZM263 254H264V252H263ZM159 255V256H158ZM162 255H165V257L164 256H162ZM246 255V256H247ZM188 256V257H187ZM251 258H250V257ZM167 258V259H166ZM255 258V259H254ZM182 259V258H181ZM218 259H220V260H218ZM233 259V260H232ZM248 259H250V260H248ZM254 259V260H253ZM252 260V261H251ZM171 261V260H170ZM226 261V262H225ZM228 261V262H227ZM257 261V262H256ZM258 261H260L259 263H258ZM254 262V263H253ZM248 263V264H249Z\"/></svg>",
    "mask_w": 264,
    "mask_h": 264
}]
</instances>
